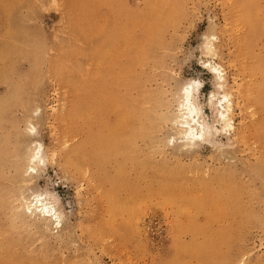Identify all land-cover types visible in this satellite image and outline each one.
Returning a JSON list of instances; mask_svg holds the SVG:
<instances>
[{
  "label": "rangeland",
  "instance_id": "obj_1",
  "mask_svg": "<svg viewBox=\"0 0 264 264\" xmlns=\"http://www.w3.org/2000/svg\"><path fill=\"white\" fill-rule=\"evenodd\" d=\"M76 1L0 0L4 261L264 264V0H115L119 25L136 15L148 30H134L129 58L120 56L123 35L114 46L113 68L127 71L131 85L121 94L132 102L116 114L102 103L109 125L97 131L94 111L88 121L73 108L115 25L104 11L93 27L110 32L82 39ZM209 64L224 71V90ZM190 81L202 83L200 104L212 122L206 98L231 96L235 130L183 145L177 118ZM129 110L134 126L120 123ZM38 144L44 164L31 162ZM36 194L59 198L60 227L28 210Z\"/></svg>",
  "mask_w": 264,
  "mask_h": 264
},
{
  "label": "bare ground",
  "instance_id": "obj_2",
  "mask_svg": "<svg viewBox=\"0 0 264 264\" xmlns=\"http://www.w3.org/2000/svg\"><path fill=\"white\" fill-rule=\"evenodd\" d=\"M76 5L79 8H82L80 15V19H81L80 27L82 28L80 30V33L82 39L94 41L97 39L98 36L101 35L103 36L106 35L108 32H110L108 26L100 30L98 28L93 27L97 18L104 11L108 12L109 14L108 23L109 24L113 23L115 25L114 32L112 34L109 33L107 36H105V38L107 39L103 42L105 44L103 50L99 52L95 51L96 53L94 52V57L97 58V64H98L96 71L97 74L93 75L91 80L87 81L85 84H82L80 87L77 88L79 92L78 93L79 101L73 108V110L76 113V116H78L79 118H84L85 120L88 121L91 120L90 113L94 111L95 131H97V127H102V126L106 127L107 125H109L105 121L104 111L101 110L102 107L103 108L105 107L102 106V103L106 104L108 106V107L106 106L107 108H109L110 105L111 111L114 112V114H116L118 111L122 110L120 108L121 106H126V104L130 105V103L132 102V99L131 100L128 99V96H124V95L122 96L121 94L122 87L125 88L127 92H129L131 89V85H128L126 81L128 76L127 71L116 72L113 68V66L118 64L119 62L118 57L112 55L113 48L117 43L119 42L121 43V35H123L124 39L122 41V44L124 47L120 53V56H125L126 58H129L130 57L129 55L132 53V51H134V49L137 46V43L139 42L138 38L135 36L134 30L136 28H141L142 32H145L146 30H148V24L144 20H141V16L128 15L129 19L126 25H119V20L118 18L116 19V17L119 16L120 10H119L118 2H116L115 0H106V1L77 0ZM160 10L161 9L158 10L156 8L155 16H154L155 20L157 18L156 16H159ZM81 37L79 39H81ZM94 45H97V43H95ZM94 45L93 47L97 49V46ZM209 69L216 77V79L219 81L218 83L219 88L224 90L227 85L224 71L221 69V67L212 64H209ZM90 78L91 77H89V79ZM72 80L74 81V79ZM75 81H77V79ZM197 84L199 85L198 87L196 86ZM71 85H73V83ZM189 87L191 89L190 95L186 94L184 91L185 88H189ZM201 87H202L201 82L190 81L187 84V86L184 87L181 93L180 111L177 118V129H178L179 139L182 141L185 147H193L200 143H207L212 139H214L216 136H218L220 133L223 132L228 133V131L230 130H235V123H234L235 107H234V102L231 99V96L228 94H223V95L221 94L220 96V93L217 94L212 93L206 98L207 108L216 114V120L215 122L214 121L212 122L205 118V114L203 112L204 108L200 104ZM259 100L261 101L260 104L263 105L262 107L264 110V85L261 88ZM135 115L136 113L133 110H129L128 114L123 119L121 118L120 123H122V121L125 122L126 120L128 121L129 124L132 125L131 122L133 121ZM117 119L118 118H116V122ZM216 123L220 124V126L217 127ZM109 127H110L111 137L116 138L118 134L115 127L114 126L112 127L109 126ZM32 129H35V127H33ZM201 137L203 138L201 139ZM114 142L115 144H117L116 141ZM110 148L114 150L119 149V147L117 149L116 146H113V148L111 146ZM41 155H42V145L38 144L31 156V162H33L34 164H38V163L44 164L45 159ZM31 169H33V171L36 170L35 167H31ZM27 206H28V210L31 211V214L40 218L42 221L47 223H52L57 227H60L62 225L63 213L60 206L59 198L56 197L55 195L36 194L34 195L33 199L29 201ZM0 264H8L2 258L1 252H0Z\"/></svg>",
  "mask_w": 264,
  "mask_h": 264
},
{
  "label": "snow or ice",
  "instance_id": "obj_3",
  "mask_svg": "<svg viewBox=\"0 0 264 264\" xmlns=\"http://www.w3.org/2000/svg\"><path fill=\"white\" fill-rule=\"evenodd\" d=\"M196 86L198 87L199 85L197 84ZM184 91H185L186 94H189V95H190V91H191V89H190V87H189V88H185ZM32 131L35 132V129H32ZM202 138H203V137H201V139H202Z\"/></svg>",
  "mask_w": 264,
  "mask_h": 264
}]
</instances>
